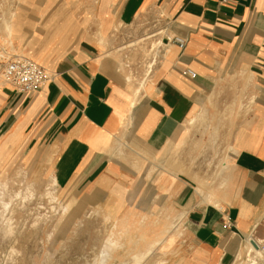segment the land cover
I'll use <instances>...</instances> for the list:
<instances>
[{"label": "crops", "instance_id": "1", "mask_svg": "<svg viewBox=\"0 0 264 264\" xmlns=\"http://www.w3.org/2000/svg\"><path fill=\"white\" fill-rule=\"evenodd\" d=\"M18 7L15 44L54 79L30 95L0 85V168L40 170L62 188L110 194L105 210L113 216L128 215L136 200L152 209L147 214L179 219L174 264L248 261V246L264 239V0H24ZM160 36L145 73L142 48L128 44ZM176 37L184 49L167 43ZM221 97L255 107L247 116L235 117L237 107L217 114ZM203 114L210 137L224 129L221 120L230 122V164L213 187L218 207L165 156L181 142L179 152L193 146L190 123Z\"/></svg>", "mask_w": 264, "mask_h": 264}, {"label": "rangeland", "instance_id": "2", "mask_svg": "<svg viewBox=\"0 0 264 264\" xmlns=\"http://www.w3.org/2000/svg\"><path fill=\"white\" fill-rule=\"evenodd\" d=\"M9 1L12 3L16 0ZM35 1L37 0H32V2ZM13 5L20 8L18 3ZM35 5L38 7L39 3ZM38 10L43 11L44 9L38 8ZM52 13L49 10L48 16L45 15L43 19L47 20ZM19 17L20 13L16 17L17 22H20ZM26 20L37 22L38 18H26ZM148 27L150 29L152 25L149 24ZM18 29L15 32L14 41L17 40ZM39 29L40 25H38V31ZM162 37L160 36L158 41L150 39L145 42L141 40L128 44H139L138 48H142L146 59L144 62L145 73L151 64L150 61L147 62L152 56L151 49L162 42ZM1 52H3L2 39H0ZM17 55L25 56V53L19 51ZM0 61H2L0 76L3 78V64L6 59L0 57ZM126 63L124 60L123 64ZM130 74L129 76H132L133 79L134 75ZM2 82L1 79V84H4ZM226 92L230 97L233 91L226 90ZM235 97L234 94L232 99ZM232 99L221 97L216 104L215 112L226 114L231 108L236 109L237 107L235 117L242 113L247 116L246 113L251 112L255 107L254 104L235 105L234 102L232 103ZM235 123L236 120L232 125ZM224 125H221L223 127L219 126L224 129L218 131L217 140L214 143H211V137L208 135L213 131L206 132L193 128L197 129L192 135L193 146L187 145L185 151L179 152L184 148V141L178 147L172 148L169 155L165 154V156H169V162H173L175 155L180 156L178 161L182 166V172L179 173L195 182L197 191L200 189L199 182L203 184L208 181L212 182L208 190H204L203 195L208 193L211 190L210 187H214L218 182V176L222 170L220 165L227 156L226 147L231 143V136L226 135L230 122L227 121ZM223 131L224 133H222ZM40 172V170L27 168H0V264H97L111 236L113 234L117 236L121 232L119 230L126 224H129L130 229L126 230L128 235L124 239L123 250L116 253L111 264H133L134 254L145 248L150 242L161 238L169 226L171 227L169 233L163 237L166 242L174 235H177L178 239L182 237V231L175 232L176 226L180 229L182 224L179 219L170 218L167 215L147 214L152 209L148 208L146 202L143 206V203L136 200L129 201L131 207L125 209H130L128 215L120 216L121 212L115 213L117 216L112 215L111 220L106 221L99 213L102 209L107 210L106 207L112 198L110 194L98 195L92 192L88 193V188L75 190L74 187L62 188L59 185L55 190L49 180L40 176ZM49 193H55L58 200L52 201ZM61 203L68 205L69 213L66 216L63 215ZM157 207L162 208L159 205ZM163 209L166 214V206ZM140 239H144V242L140 243ZM170 240V243L174 242ZM173 244L170 245V250L166 253L162 251L163 244L159 245L142 264H174L179 255V249L175 250L179 242L176 241V246L172 249ZM254 257L255 255L252 253V257L247 259L248 262L245 260L239 264H250V259L252 260Z\"/></svg>", "mask_w": 264, "mask_h": 264}, {"label": "bare ground", "instance_id": "3", "mask_svg": "<svg viewBox=\"0 0 264 264\" xmlns=\"http://www.w3.org/2000/svg\"><path fill=\"white\" fill-rule=\"evenodd\" d=\"M17 1V2H16ZM14 2L11 3V1L9 0H0V39H2V49L3 52L0 53V57L3 59L8 60L11 55H17L19 53V49L16 47L15 41H14V35L15 32L17 31V29L19 28V22L16 21V17L18 15L19 10L18 8H15V6L13 5L14 3H18L20 4H24V0H16ZM159 45H157L158 47ZM155 47V49L157 48ZM21 52V51H20ZM2 61H0L1 64ZM149 74V73H147ZM1 79L3 80V78L0 76V85H1ZM3 83V82H2ZM5 84V83H4ZM143 88V87H142ZM212 100V99H211ZM203 112V111H202ZM233 112V111H232ZM207 115V114H206ZM200 116V115H199ZM198 118V117H197ZM212 121L209 120V118L207 116H205V114H203L200 117V120L198 121H193L191 122V127L190 129L193 128H197L200 130H205L207 131L208 128L211 126ZM224 126V121L221 120L220 125ZM219 128V127H217ZM217 132L218 129L215 130V132L213 133V135L210 138L211 143L216 142L217 140ZM232 155H237L236 151H231ZM230 152V153H231ZM178 157H180L179 155H175L173 162H169L170 167L173 168L177 173L182 172V166L180 165L179 161H178ZM230 158L231 156H227L222 164L220 165L222 170L221 173L223 172V170L229 166L230 164ZM180 159V158H179ZM219 169V168H218ZM220 173V175H221ZM220 175L218 177H220ZM193 178V177H192ZM196 178V177H195ZM197 179V178H196ZM51 185L53 186V188H58L59 186L57 185L55 179H51L50 180ZM212 184V182L208 181L205 184L199 182V186L200 189L197 191L199 192L200 196L204 199V201L207 203H211L216 205L217 207L219 206V202L216 200V197L213 193L212 188L210 187L211 190H209L208 193H206L205 195H203L204 190H208V187ZM59 190V189H58ZM50 196V199H52V201H56L58 199H56V194L55 193H49L48 194ZM16 197V196H15ZM62 204V203H61ZM8 206V204L6 205V207ZM62 211H63V215L66 216L69 213V208L67 204H62ZM101 208V207H100ZM101 215H103V217L105 218L106 221L111 220L112 215L109 212H106L104 209L100 210ZM170 226L167 228V231L162 234L161 238H158V240H155L153 242H150L145 248H142L140 250H138L133 257V264H142L146 258L148 256H150L152 254V252L154 251V249H156L159 245L163 246L162 251L163 252H167L169 251V247L171 244L175 243L178 240V236L174 235L172 236L169 240L170 241H174L173 243H170L169 240L166 242V240L163 238L164 236L167 235V233H169L170 231ZM127 229H130L129 224H126L124 226V228L120 229L119 231H121L120 233H118V231H115V233H118L117 236H115L114 234L111 236V238L108 241V244L106 246V248L102 251L101 254V258L99 260V262L97 264H111L113 259L115 258L116 253H118L120 250H123L124 247V239L126 237V235H128V232H126ZM144 242V239H140V243ZM248 254H249V258L252 257V253H254L255 257L252 258V260L250 259V264H263L262 262V255L261 252L259 251V249L255 248L254 246L249 245L248 248ZM247 257V256H246ZM248 262V261H247ZM130 264V263H129Z\"/></svg>", "mask_w": 264, "mask_h": 264}, {"label": "built area", "instance_id": "4", "mask_svg": "<svg viewBox=\"0 0 264 264\" xmlns=\"http://www.w3.org/2000/svg\"><path fill=\"white\" fill-rule=\"evenodd\" d=\"M167 41V43L178 45L180 49L185 48L186 42L182 38L176 37L168 39ZM3 65V82L12 87L18 94H34L54 79V76L42 66L29 58L19 55L11 56ZM185 74L192 79L197 77L191 71H187ZM257 249L261 252L262 262L264 263V239Z\"/></svg>", "mask_w": 264, "mask_h": 264}]
</instances>
